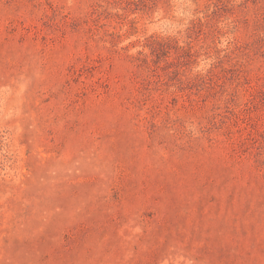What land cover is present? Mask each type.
Wrapping results in <instances>:
<instances>
[{"label": "rangeland", "instance_id": "374dc122", "mask_svg": "<svg viewBox=\"0 0 264 264\" xmlns=\"http://www.w3.org/2000/svg\"><path fill=\"white\" fill-rule=\"evenodd\" d=\"M0 264H264V0H0Z\"/></svg>", "mask_w": 264, "mask_h": 264}]
</instances>
